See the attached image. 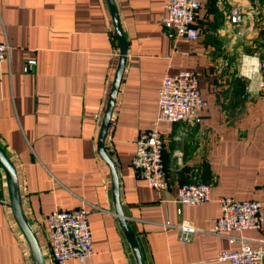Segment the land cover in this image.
<instances>
[{
    "label": "crops",
    "instance_id": "crops-1",
    "mask_svg": "<svg viewBox=\"0 0 264 264\" xmlns=\"http://www.w3.org/2000/svg\"><path fill=\"white\" fill-rule=\"evenodd\" d=\"M167 2L113 0L125 53L103 147L143 264H227L217 252L238 243L208 233L220 213L217 198L259 201L261 226L231 235L250 246L264 241V88L248 91L253 84L239 74L241 56L256 55L264 81V0H203L196 40L174 42L161 25ZM234 4L244 13L237 23L228 20ZM0 40L9 46L0 64V148L15 169L44 264H53L45 217L77 206L88 211L92 248L83 264H136L114 210L109 168L96 151L119 60L106 1L0 0ZM166 70L194 72L204 104L198 124L157 122L168 186L156 190L136 176L130 158L135 138L152 126ZM192 178L209 185V201L180 205L176 189ZM182 220L196 228L187 242L177 239ZM0 264H32L1 166Z\"/></svg>",
    "mask_w": 264,
    "mask_h": 264
},
{
    "label": "built area",
    "instance_id": "built-area-1",
    "mask_svg": "<svg viewBox=\"0 0 264 264\" xmlns=\"http://www.w3.org/2000/svg\"><path fill=\"white\" fill-rule=\"evenodd\" d=\"M203 0H168L166 15L161 25L166 38L174 42L177 38L196 40L198 29L195 25ZM251 13V12H250ZM249 13V15H250ZM244 13L238 4L229 8L228 20L237 23ZM9 46L0 40V64L7 60ZM169 56H166L168 58ZM33 62H27L24 70ZM263 64L256 55H243L239 62V74L249 84L248 91L264 88ZM194 72L180 70L163 74L157 90V113L152 126L135 138L130 166L136 176L153 189L163 190L168 186L161 164L163 141L156 124L165 122H188L198 124L203 107ZM209 185L196 178L180 184L176 189L175 201L180 205H197L209 201ZM219 215L212 220L208 233L225 236L229 243L237 242L233 249L219 250L216 260L227 264H264V248L258 242L249 245V238L231 235L248 229H258L263 222L260 202L257 200H236L230 196L216 199ZM88 211L82 206L72 209L53 210L45 217L49 256L53 264H65L75 259L83 264L92 252L90 232L87 223ZM177 239L187 242L196 228L182 220L177 225Z\"/></svg>",
    "mask_w": 264,
    "mask_h": 264
},
{
    "label": "water",
    "instance_id": "water-1",
    "mask_svg": "<svg viewBox=\"0 0 264 264\" xmlns=\"http://www.w3.org/2000/svg\"><path fill=\"white\" fill-rule=\"evenodd\" d=\"M105 1L107 4L109 13H110L114 33H115L117 43H118L119 60H118L115 74L112 80L106 106H105V109H104V112L101 118L97 140H96V151L99 157L105 162V164L109 168L110 179H111L112 199H113L115 213L118 215V221L128 239V242L132 249L136 264H143L137 244L134 240V237L125 219L123 218L122 212L119 207L118 192H117V176H116L115 167L112 161L110 160V158L105 153L104 147H103V141H104L106 130L109 124V119H110L112 107L114 104L115 95L117 92L121 72L123 69L124 53H125L124 52L125 50L124 40H123V36H122L121 29L119 26V22L117 19V14H116V10L113 4V0H105ZM0 166L5 175L9 207L11 209L12 216L26 241L28 251L30 254L31 263L32 264H44L43 256L41 253V248L37 240V237L22 211L15 169L13 167V164L11 163V161L9 160V158L6 156V154L3 152L1 148H0Z\"/></svg>",
    "mask_w": 264,
    "mask_h": 264
}]
</instances>
